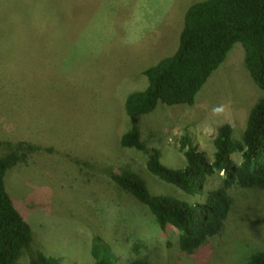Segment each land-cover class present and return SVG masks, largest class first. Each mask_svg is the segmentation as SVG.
Returning a JSON list of instances; mask_svg holds the SVG:
<instances>
[{
    "label": "rangeland",
    "instance_id": "rangeland-1",
    "mask_svg": "<svg viewBox=\"0 0 264 264\" xmlns=\"http://www.w3.org/2000/svg\"><path fill=\"white\" fill-rule=\"evenodd\" d=\"M198 1L0 0V157H20L4 184L32 232L16 264H29L37 251L62 264H94V237L108 244L112 264H246L253 251L264 252V190L231 188L222 230L189 254L175 229L160 228L111 178L131 169L153 195L201 201L146 169L151 150L182 167L178 142L188 135L211 160L217 126L230 124L239 140L264 97L235 43L192 105L158 103L138 117L145 150L120 146L130 127L125 97L144 90L143 71L175 52L184 13ZM232 157L240 161L239 153ZM218 181L209 178L205 189Z\"/></svg>",
    "mask_w": 264,
    "mask_h": 264
},
{
    "label": "trees",
    "instance_id": "trees-1",
    "mask_svg": "<svg viewBox=\"0 0 264 264\" xmlns=\"http://www.w3.org/2000/svg\"><path fill=\"white\" fill-rule=\"evenodd\" d=\"M235 43L243 47L244 64L252 80L264 90V0H201L190 4L184 13L175 52L146 68V88L125 97L124 111L130 127L121 134L120 146L145 150L138 117L151 113L158 103L192 105L198 91ZM178 143L184 157L182 167L163 164L159 150L152 149L146 169L189 196H202L201 201L153 195L145 180L131 169L113 173L111 178L121 190L147 207L160 228L175 229L179 248L191 254L222 230L232 207L231 188L264 190V97L249 110L239 140L233 139L230 124L217 126L212 136L211 160L194 147L190 136H181ZM28 147L34 148L30 144ZM234 153L240 154L238 163L233 160ZM19 158L13 152L0 157V264H16L32 242L30 225L13 204L4 184L6 172ZM211 177H216L218 184L205 189ZM90 254L94 264L115 261L108 244L100 237L93 238ZM29 264L62 263L58 257L37 251L30 255ZM130 264L151 263L138 258ZM246 264H264V252L253 251Z\"/></svg>",
    "mask_w": 264,
    "mask_h": 264
}]
</instances>
